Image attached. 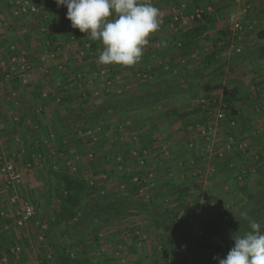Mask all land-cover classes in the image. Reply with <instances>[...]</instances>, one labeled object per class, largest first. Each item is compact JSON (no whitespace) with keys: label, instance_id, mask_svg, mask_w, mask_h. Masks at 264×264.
Wrapping results in <instances>:
<instances>
[{"label":"rangeland","instance_id":"374dc122","mask_svg":"<svg viewBox=\"0 0 264 264\" xmlns=\"http://www.w3.org/2000/svg\"><path fill=\"white\" fill-rule=\"evenodd\" d=\"M24 1L0 0V147L6 145L0 154L8 158L15 151L16 160L9 162L22 172L30 169L14 187L0 186V264H57L54 258L62 249L77 257L78 264H218L213 257L223 255L221 248L233 246V239L224 242L217 235L202 240L196 227L165 231L154 222L165 208L178 204L197 219L234 216L257 190L264 172V157L259 159L264 155V58L257 51L264 44L258 37L264 29V0H209L207 11L216 21L192 49L180 47L174 35L195 22L197 10H206L202 0H152L168 32L152 33L141 60L131 67L99 63L103 45L73 29L66 6L56 0H29L36 9L26 11ZM179 9L182 16H176ZM244 9L242 27L233 30L229 15ZM41 22L42 29H37ZM29 25L37 29L32 37ZM223 31H228L226 38ZM162 36L170 40L164 43ZM214 48L216 60L206 64L205 55ZM46 76L32 101L47 108L39 110V119L34 112L29 119L22 108L24 96L18 93ZM155 76H174L179 93L146 106L133 101L130 92ZM87 100H123L112 111L108 130L101 124L88 126L83 116L73 117ZM10 106L17 120L12 111L6 112ZM26 106L29 110L32 105ZM173 106L191 108L193 116L176 122L166 115ZM218 112L224 116L217 118ZM208 127L209 139L203 134ZM90 129L100 141L89 137ZM66 169L90 186L124 198L119 214L91 209L93 219L80 231L58 224L63 185L51 170ZM84 198L89 203L92 196ZM23 202L34 204L36 213L19 226L15 210Z\"/></svg>","mask_w":264,"mask_h":264},{"label":"trees","instance_id":"16d2710c","mask_svg":"<svg viewBox=\"0 0 264 264\" xmlns=\"http://www.w3.org/2000/svg\"><path fill=\"white\" fill-rule=\"evenodd\" d=\"M195 19L196 20L193 24L182 28L175 33L174 40L176 43H179L178 45L180 47L187 48L196 43L204 35V33L210 30V25L216 21V16L206 10L200 17H196ZM75 35L79 36L80 34L76 32ZM222 35L223 38H226L228 36V31H223ZM258 37L259 39H264V29L258 32ZM217 45L218 44H215V47H217ZM257 51H259V57L264 58V44H259ZM216 56L217 52L216 48H214L211 52L205 55L206 64H212L216 60ZM175 91L176 89L174 83H170L168 79H164L163 82L149 83L135 92H130V98H132L133 101L139 102L140 105L146 106L152 101H163ZM126 98L127 97H124L123 100ZM225 99L228 100L227 98ZM123 100L104 102L103 104H92V102L89 103L88 100L84 101L79 111L73 109V111H76L74 112L73 117L76 116L81 118L83 116L84 123L88 124V126L95 127L101 124L100 126H102L103 129L108 130L110 128L108 121L112 115V111L119 108L120 105H122ZM88 109H93V112L88 114ZM166 115L169 118L174 117L175 120L179 122H184L193 116V112L192 110L178 111L177 108H172L167 110ZM95 141L97 142L100 140L95 139ZM105 142H108L107 138ZM97 145L101 146L100 142L97 143ZM64 146L65 145L63 144V147ZM99 151L102 152L103 148L99 149ZM263 157L264 155H260L259 159L262 160ZM224 163L226 166L229 165L230 158L224 161ZM260 171L262 170L260 169ZM51 173L56 175L63 184L58 195L60 199V209L58 211L57 222L58 224L65 223L66 228L69 230L75 228L80 231L85 226L88 227V223L93 219L92 215H90L91 209L100 210L102 214L106 213L109 214V216L113 214L117 215L120 212L121 205L125 202L123 200L124 198L117 196L116 194H112L110 191L98 192L100 189H98L97 186H90V184L84 179L73 177L69 169L58 171L51 170ZM262 173L263 174L258 182L259 184L256 192L251 194L248 198L247 204L239 214L227 216L225 218L216 216L208 219H205L204 217L197 219L196 216L193 218L189 216V214L185 213L183 204H178L173 209L165 208L164 211L156 215L157 220L154 222V225L158 229L162 227L165 231L182 228L188 225L192 228H197L198 234L202 237V240H211L212 238L214 239L215 236L220 235L224 242H230L232 241V235L234 233L243 234L244 232L250 230L249 218L264 224V172L262 171ZM95 193H97L95 199L86 203L87 200L84 196H87L88 194H91L92 196ZM179 195L182 197L184 194L181 195V193H179ZM156 197V199H158L157 195ZM178 199V202L182 203V200H180L181 198ZM197 199H200V194L197 195ZM141 204L143 206H149L146 202ZM242 213H246L247 218L242 215ZM97 235L98 234L96 233L95 238L98 239ZM231 247L232 246H230V248ZM6 251L10 252V249L6 248ZM54 259L57 264L79 263L77 257L71 255L63 249L58 251ZM49 261L50 260H46L45 263L49 264ZM209 263L213 264V262Z\"/></svg>","mask_w":264,"mask_h":264},{"label":"clouds","instance_id":"9594fccd","mask_svg":"<svg viewBox=\"0 0 264 264\" xmlns=\"http://www.w3.org/2000/svg\"><path fill=\"white\" fill-rule=\"evenodd\" d=\"M66 6L73 28L103 45L98 62L134 66L149 44V36L163 23L152 0H56ZM247 218L246 213H242ZM250 230L233 234L234 245L218 264H264V224L249 218Z\"/></svg>","mask_w":264,"mask_h":264},{"label":"crops","instance_id":"0c3cea01","mask_svg":"<svg viewBox=\"0 0 264 264\" xmlns=\"http://www.w3.org/2000/svg\"><path fill=\"white\" fill-rule=\"evenodd\" d=\"M201 2V1H200ZM199 2V3H200ZM197 4H198V2H196ZM202 3H204V5H202V7L203 8H205L206 10H208V9H210V1L209 0H202ZM196 4V5H197ZM182 7L183 8H185V6H184V4L182 5ZM201 7V6H200ZM157 8H159V7H157ZM161 8V7H160ZM205 10V11H206ZM210 11V10H209ZM178 12V14L176 15V16H178V15H183V13H184V10L183 9H179V11H177ZM203 12H204V10H203ZM16 13L18 14L19 12L18 11H16ZM62 14H60V16H61ZM193 24V23H192ZM43 25H44V22H41L40 24H37V29L38 28H41L42 29V27H43ZM189 25H191V24H189ZM189 25H184V27H182V28H185V27H187V26H189ZM36 27H35V29L34 28H32V27H30V25L28 26V32L30 33L31 32V30H32V32H31V34H30V36L32 37V34H34V30L35 31H37V29H36ZM181 28V29H182ZM43 29H45V28H43ZM74 30H75V28H73ZM176 29V28H175ZM10 32L12 31V32H14V35H12L13 37H12V39L13 40H15V39H17V36L15 35V30L12 28V26H11V28H10V30H9ZM157 31H159V32H161L162 31V33H164L163 31H165V32H168V28L165 30L164 29V27L161 25L160 26V28L157 30ZM156 31V32H157ZM74 33V32H73ZM163 37V36H162ZM163 42L165 43V41H169L170 39L169 38H167L166 36H164L163 37ZM167 39H169V40H167ZM32 40H35V38H32ZM32 40H30V41H32ZM81 42V41H80ZM155 42H157V41H155ZM32 44H33V42H31ZM94 43L95 44H97V42H96V40H94ZM157 45L159 46L160 45V40H158V42H157ZM192 47H193V45H191L190 47H187L186 49H192ZM185 49V48H184ZM184 49H182V51L184 50ZM158 50H159V47H158ZM156 51H157V49H156ZM163 53H164V51H163ZM154 56H155V54H154ZM161 56H163V54H161ZM40 60H41V58H39ZM160 63L162 64V60H160ZM168 67V65L166 66V68ZM169 78V79H168ZM167 79H168V81L171 83V82H173L171 79L173 78V79H176L174 76L173 77H168ZM40 79H41V82L39 83H30V85H27V86H25L24 85V87H25V90H20V92L18 93L19 94V96H21V95H23L24 96V102H23V105L24 106H22V108H23V111H24V114H25V116L27 117H29V119L31 118V116H29V114L31 115L33 112L35 113L34 115H36V117L38 118V113H39V110H46V106H44V109H43V105H41V104H39V105H37L34 101H32V98H34V97H36V94L39 96V94L38 93H36V91L37 90H39V89H41V87H39L44 81H47V80H45V79H48V77L46 76V77H40ZM50 79V78H49ZM155 80L152 82V83H159V82H163V80L165 79V78H163V77H161L160 79L157 77V76H155V78H154ZM32 81V80H31ZM45 83V82H44ZM51 83V82H50ZM50 83H48V84H50ZM174 83V82H173ZM176 85V84H175ZM57 87V86H56ZM178 87H181V86H178ZM177 91V90H176ZM174 92L175 94L176 93H179V92ZM45 93V92H44ZM44 93L42 94V97H44ZM174 93H171V94H173L174 95ZM47 94V93H46ZM170 94V95H171ZM41 97V100L43 101V102H45L46 100L45 99H43ZM57 99V101H58V98H56ZM165 100V99H164ZM30 103V105H32V106H29V110H28V108H27V106H26V104H29ZM11 107V106H10ZM10 107H6L7 108V110H6V112L8 111H12V119H15V120H17L19 117H17V115H14V110H13V107H11V109H10ZM32 107V108H31ZM173 108H176L175 106H173ZM190 109L191 108H187V109H179L178 108V111H190ZM0 110L2 111V107L0 108ZM31 110V111H30ZM30 112V113H29ZM28 113V114H27ZM211 113V112H210ZM57 114V113H56ZM55 118H56V121H57V123H58V116H55ZM39 119V118H38ZM170 119H172V117L170 118ZM5 120H7V119H5ZM175 121V120H174ZM3 122H7V121H3ZM84 122V121H83ZM176 122H179V121H177L176 120ZM38 127H39V125H38ZM3 130V129H2ZM91 130V129H90ZM4 132L6 133V131H2V134H4ZM15 132V130L13 129V132H9V133H11L10 134V136H12V134ZM89 137H94L93 139H95L96 137L95 136H92V135H90ZM18 139V138H17ZM16 139V140H17ZM1 143L3 144V142H2V140H1ZM6 145L5 144H3V146L1 145V147H2V150L4 149L5 150V147ZM1 147H0V149H1ZM11 151V150H10ZM1 155V154H0ZM18 155L17 154H15V151H14V153H12V154H10L9 156H8V158H6V153L4 154V156H2L1 155V157H0V163L2 164V168H3V165H4V163L5 162H7V161H10L11 160V157H13V159L14 160H16V157H17ZM26 161V163H27V165H30V162H27V159L25 160ZM18 167V166H17ZM2 168H1V170H0V186L2 187V188H6L5 187V174H4V172H3V170H2ZM30 169H28V168H25L24 167V172H22V176L24 177L25 176V174H26V172L27 171H29ZM58 171V170H57ZM93 173H95V172H93ZM23 177H22V179H23ZM95 180V179H94ZM94 180L91 182V184L92 185H95V183H94ZM22 181V180H21ZM19 183H21V182H19ZM63 185V184H62ZM96 186V185H95ZM94 187V186H93ZM104 188L103 189H100L98 192H104ZM96 194L97 193H95V194H93L92 195V198H91V200L92 199H95V196H96ZM91 200H89V201H91ZM98 235H99V237H98ZM97 235V237H98V239L100 238V234H98ZM221 249H224L223 251V255H220L219 257L220 258H223V257H225L226 255H227V253H228V251L230 250V247L228 248V247H224V248H221Z\"/></svg>","mask_w":264,"mask_h":264},{"label":"built area","instance_id":"2783aa9c","mask_svg":"<svg viewBox=\"0 0 264 264\" xmlns=\"http://www.w3.org/2000/svg\"><path fill=\"white\" fill-rule=\"evenodd\" d=\"M30 9L34 11L36 8L32 4H30L29 0H25L22 2V10ZM246 9L242 11H236L229 15V21L231 24V28L233 30H238L242 27V21L245 17ZM203 13V10H197L196 14L193 16L200 17ZM15 59V57L13 58ZM47 94L44 93V96ZM217 118H222L224 114L222 112H218L215 114ZM212 133V128L208 127L207 130H203V134L207 135L206 138L209 139V135ZM89 136L93 135L92 130L88 131ZM220 156H223V151L219 152ZM1 157V156H0ZM4 174H5V187L11 188L14 187L16 184L21 182L22 180V171L18 169V167L13 162H5L2 168ZM152 175V173H151ZM241 177V176H240ZM135 180H138V177L135 178ZM13 204L17 201L16 196H12ZM36 210L34 204L31 202H23L19 205V207L15 210V218L16 223L19 226H23L25 223L30 221L35 216ZM1 214L6 215L4 211L1 212ZM3 215V216H4ZM7 216V215H6Z\"/></svg>","mask_w":264,"mask_h":264}]
</instances>
